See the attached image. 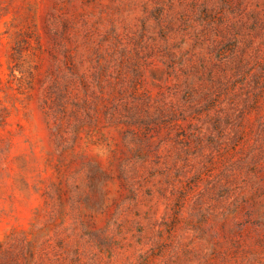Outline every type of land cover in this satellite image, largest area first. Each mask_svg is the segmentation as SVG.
Returning <instances> with one entry per match:
<instances>
[{
  "label": "rangeland",
  "instance_id": "1",
  "mask_svg": "<svg viewBox=\"0 0 264 264\" xmlns=\"http://www.w3.org/2000/svg\"><path fill=\"white\" fill-rule=\"evenodd\" d=\"M0 264H264V0H0Z\"/></svg>",
  "mask_w": 264,
  "mask_h": 264
}]
</instances>
